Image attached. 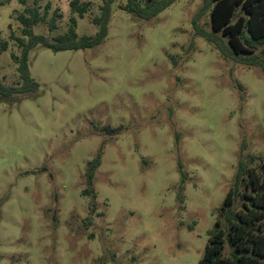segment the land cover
<instances>
[{
  "label": "rangeland",
  "instance_id": "374dc122",
  "mask_svg": "<svg viewBox=\"0 0 264 264\" xmlns=\"http://www.w3.org/2000/svg\"><path fill=\"white\" fill-rule=\"evenodd\" d=\"M2 1L0 80L13 87L12 35L23 37L18 17L35 0ZM72 1L41 0L42 13L51 4L50 18H63L35 34L63 35L72 17L79 38L98 34L103 1L81 0L84 18ZM126 4H112L102 45L30 53L36 95L0 96V264H198L241 155L264 161V72L196 35L202 0H177L149 21ZM200 24L211 31L209 13Z\"/></svg>",
  "mask_w": 264,
  "mask_h": 264
},
{
  "label": "trees",
  "instance_id": "16d2710c",
  "mask_svg": "<svg viewBox=\"0 0 264 264\" xmlns=\"http://www.w3.org/2000/svg\"><path fill=\"white\" fill-rule=\"evenodd\" d=\"M41 0H35L34 6L26 7L18 18L22 26V38L17 41L21 49L18 56L12 54L17 65L21 82L8 86L0 80V96L5 99H20L36 95L40 85L32 78L29 67L30 53L42 45L53 52L82 51L102 45L108 37L112 19V4L119 0H102L100 16L93 19L98 34L93 37L79 38L77 19H70L68 31L56 38L35 34L34 28L47 24L49 32L58 27L63 18L56 10L50 18L51 4L45 6L42 13ZM177 0H127L124 10L136 17L149 21L170 8ZM26 6L28 0H19ZM203 5L193 18L196 35L205 38L214 45L222 57L247 67H260L264 72V0H202ZM4 1L0 0V6ZM72 13L84 18L89 3L81 0L71 2ZM209 13L211 31L205 30L200 20ZM9 49V42L2 41L0 33V55ZM172 61L174 58L171 57ZM245 150V148H243ZM241 155L235 177V186L228 191L215 228L210 232L209 242L203 258L198 264H264V161L249 155ZM101 156L90 162L87 179L92 186L96 171L101 165ZM179 202L184 203V184L187 176L183 171ZM91 195L92 191H85ZM240 203V207H237ZM228 250V253H226Z\"/></svg>",
  "mask_w": 264,
  "mask_h": 264
}]
</instances>
